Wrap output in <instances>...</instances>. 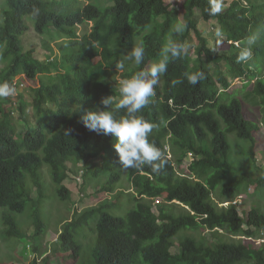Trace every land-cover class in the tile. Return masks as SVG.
Returning <instances> with one entry per match:
<instances>
[{
    "label": "trees",
    "instance_id": "trees-1",
    "mask_svg": "<svg viewBox=\"0 0 264 264\" xmlns=\"http://www.w3.org/2000/svg\"><path fill=\"white\" fill-rule=\"evenodd\" d=\"M95 1L100 0H5L4 10L0 12V84L7 82L15 87L16 79L23 76L25 82L37 85L29 87L35 123L27 122L22 136H18L11 113L5 111L8 98H0V208L4 209V235H23L16 214L24 213L34 199L29 177L44 189L43 170L45 165L49 166L60 198L67 201L72 197L64 185L68 163L73 164L78 174L80 170L85 172L84 163L95 168L92 164L99 159L102 166L94 170V176L107 177L103 191L113 198L106 199L98 208L76 211L74 219L65 224L60 234L53 257L47 255L40 264H51L52 258L61 256V252L78 259L81 245L76 242V235L82 234L92 221L98 231L96 264H264V247L256 248L254 244L256 240H264L260 237L264 235V211L253 209L240 214L238 206L233 204L242 196L239 192L246 180L249 186L264 188V174L255 177L258 167L264 173L256 159V139L263 136V123L247 115L241 98L222 101L223 92L234 79L243 78L245 88L255 82L254 96L264 103V76L261 75L264 15L254 16L256 6L246 5L243 0H234L226 12L215 11L219 0H185L187 30L177 34L172 31L173 13L177 10H171L165 0H113L114 5L106 10L94 5ZM61 7L64 13H60ZM196 12H200L205 22H218L228 40L240 43V47L231 45L223 52L211 48L193 18ZM27 16L36 22L39 37L47 33L45 42L41 38L31 51H26L20 41L28 31ZM160 17H165L163 23L158 21ZM87 23H94L92 31L80 35L79 27ZM151 28L153 32L145 33ZM255 29L262 34L261 39L255 38L250 46L251 58L238 62L241 50L247 47L244 42L255 36ZM191 33L199 42L194 61L186 54ZM56 34L64 38L54 40ZM140 36L145 48L144 61L127 70L123 78L149 70L162 58V50L170 37L185 45L181 56L169 58L167 72L158 78L155 95L138 113L156 125L149 141L164 153V163L156 171L148 165L141 169L122 167L113 147L116 138L86 129L79 113V106L93 111L103 109L101 100L112 96L111 110L117 118L125 114V110L116 108L120 99L119 83L112 77L117 72L115 64L124 60V49L136 45ZM57 41L62 43L59 45L62 56L55 63L45 64L34 57L38 44L47 46L54 55L52 43ZM115 44L120 48L118 52L113 48ZM253 66H258V70ZM186 73H202V77L192 85ZM43 77L46 81L38 82ZM175 80L182 83L174 85ZM26 107V100L21 96L18 109L21 120L26 116ZM228 134L251 143L248 153L254 172H250L256 174L235 164ZM168 144L172 158L168 157ZM189 154L193 158L188 173H181L179 168ZM81 163L83 166L79 167ZM106 171L111 174L110 178ZM126 171L133 189L130 199L135 200V207L126 217H118L104 211L112 206L121 207L116 202L126 193L121 191L119 195L116 191ZM221 187V197L231 204L220 209L213 194ZM36 198L45 199V192L39 191ZM157 198L170 207V213L162 204L157 207L158 213L155 212ZM32 205L35 204L32 202ZM173 208H181L185 213L175 216ZM36 214L35 236L43 234L45 225L41 213ZM184 229L209 230L220 239L218 242L226 240L220 232L227 231L239 240H235L237 243L212 242V245L201 237L200 242L186 240L179 252L173 253V240Z\"/></svg>",
    "mask_w": 264,
    "mask_h": 264
},
{
    "label": "rangeland",
    "instance_id": "rangeland-1",
    "mask_svg": "<svg viewBox=\"0 0 264 264\" xmlns=\"http://www.w3.org/2000/svg\"><path fill=\"white\" fill-rule=\"evenodd\" d=\"M234 2V0H219L218 5L220 7V11L226 12L227 9H229L230 5ZM244 4L250 3L251 6H256V11L253 13L254 16L258 15H264V0H243ZM165 3L170 6V9L172 10L175 8L177 11L173 13V26H175L177 23L181 25H186L185 22V0H165ZM94 5H96L100 9L106 10L108 7H111L114 5L113 0H100L95 1ZM5 7V0H0V12L4 10ZM60 13H64V8L61 7ZM2 16H0L1 20ZM198 29L201 31L203 37L206 38L207 44L215 48L217 51H227L230 49L229 43L226 41L227 35L221 32L220 25L216 21H209L205 22L202 18L200 12H196L194 17ZM160 23H163L165 21V17H160L158 20ZM3 22V20H2ZM25 23L28 27V31L24 34V36L21 37V45L24 47L26 51H31L34 48V45H37V41L45 42L44 40L47 39V36L40 35L38 36L36 32V22L30 17H25ZM1 24V23H0ZM94 23H87L79 27V34L83 35L87 32L92 31ZM187 28L185 27L180 33H185ZM154 31V28H151L150 30L146 31L145 33H151ZM217 33H220L218 36ZM56 34L53 36L54 40H59L60 38H64V36ZM38 36V37H37ZM44 36V37H42ZM262 34L259 30L255 29V38L258 41L261 39ZM59 37V38H58ZM68 43V41L64 42ZM143 44L142 36H140L137 41V44ZM198 40L196 38V35L191 33V36L188 39L187 46H186V54L187 58H189L191 61H194L196 59L195 55V48L198 46ZM62 44L61 42H55L52 43V48L54 50V55H56V60L61 58L62 53L59 50V45ZM245 45H247V42H244ZM253 45V44H252ZM135 46V45H134ZM248 46V45H247ZM38 50L34 53V57L41 61H48L50 54V50L47 48V46L43 44H38L37 46ZM114 50L116 52L119 51V47L115 44L113 46ZM132 48V47H131ZM131 48L124 49L122 55L123 58L130 52ZM50 59V58H49ZM256 59L252 61V64L255 65ZM125 71L129 69L135 68L137 65L134 63V61H127L125 60ZM47 63V62H43ZM54 63V62H51ZM258 67V66H257ZM256 66H253L254 70H258ZM1 69V67H0ZM124 72H118L117 75H113L112 80L114 82H118L122 78V74ZM261 75L264 76V65L262 66ZM42 81H46L45 78L41 79ZM242 80H234L232 83V86L226 95H223L222 101H227L232 98H241L246 105V111L247 115L251 118H255L258 120L262 125L261 135L256 139V159L257 163L263 167L264 169V103L261 98H257L254 96V89H255V82H251L247 88L242 85ZM31 90H29V87L20 88L18 94L20 96H24L26 100L27 107V114L24 117V120H21V116L18 112V109L16 110L15 102L16 96H10L11 99L8 98L7 103L4 104L5 111L9 113L10 111H13L11 114V120L13 125L16 127L18 136H22V132L24 134L26 133V127L27 122L33 123L35 121V118L33 116V109H32V102L33 99L31 97ZM20 98V97H19ZM18 98V99H19ZM254 98L257 100L255 101ZM1 101V99H0ZM228 140L229 143L232 146V157L235 161L236 165H240V168H247L250 171L254 172V166L252 164L250 154L248 153L249 146L251 143L243 141L238 138L235 134H228ZM167 149L169 152H171V147L168 144ZM180 155L183 153L178 151ZM172 156V155H171ZM186 161L184 162V165L179 168V172L181 173H188L187 165L191 162L190 158H186ZM83 164V163H82ZM85 164V184L82 189V192L85 193V196L82 197V194H80L79 189L75 187V176L76 172L74 166L72 163H68V179L65 181L64 185L69 190L72 191V197L70 199L62 200L58 194V186L53 180V176L50 170V167L45 165L43 170V180L42 185L44 186L40 188L36 184L33 183L32 178L29 177V184L32 187L33 191V203L35 205H32V202L28 203V207L24 213L16 214V220L19 224V227L22 231V236H5V225L2 222V215L4 212V209L0 208V264H34V262H38L39 264L42 263V257L46 254L48 255H54V250L56 248V243L58 240L59 232H62L64 229V226L66 223L72 221L74 219V203L76 205V209H79V212H85L89 209L98 208L102 205L103 202H100L105 199H111L113 198L112 194H106L103 191L104 183L107 181L106 176H94V170L99 169V167L102 166V161L99 159L95 160V162L92 164L95 166V168H90L88 166V163ZM258 167V171L256 173L255 177L262 176L264 174ZM108 178H110L111 174L107 172ZM251 184V183H250ZM249 180L245 181V184L243 185L241 191L239 193L242 194L243 199L237 198L235 199V203L238 206V209L240 211V214H243L244 212H249L250 210L256 209L259 211H264V188H258V185L251 184L249 186ZM118 190L116 191L117 194H121V191H124L126 194H124L123 197H119L116 204L121 207H110L107 208L104 212H110L111 214L118 216V217H126L127 213L134 208L135 206V200L130 199L132 195L129 193L131 192L132 186L129 179V173L126 171L123 175L122 181L117 185ZM248 188V189H247ZM45 192V199L39 200L38 194L39 191ZM128 192H127V191ZM221 191L222 187L219 188L214 194H213V200L218 205V207L221 209L223 207H228L230 202L227 199L221 197ZM129 193V194H127ZM81 198V199H80ZM80 199V200H79ZM161 198L155 199L156 201ZM115 201V200H111ZM162 204V202H161ZM154 205H157L156 202ZM163 208L170 213V207L168 205L162 204ZM155 207V212L158 213L157 207ZM40 212L42 216H40L44 221V227H43V234L35 236L36 229L34 227V215H37L36 213ZM172 212L175 214V216H181L185 212L181 208H173ZM39 216V215H38ZM32 218V219H31ZM222 237H227L226 240L218 242L220 239L216 238L212 232L206 229H184L182 230L175 238L174 243L175 247L172 249L173 253H178L181 244L185 242L186 240H195L197 242H200L202 239L201 237H205L206 240L209 242L208 244H214V243H237L239 238L235 239L231 236V234L227 231H221L220 232ZM264 237V235L260 236ZM98 239V231L96 224L92 221L90 223V226H86L83 233L80 235H76V242L81 245V255L78 259L71 258L70 255L66 254V252H61V256L56 255V259L60 262L57 263V260L52 258L51 264H96L95 262V248L96 243ZM229 239H232L234 241H229ZM199 240V241H198ZM235 240L237 242H235ZM258 240L254 241L257 242ZM214 242V243H212ZM206 243V242H203ZM256 248H262L264 247V243L261 242L260 245L255 244ZM53 251V254L51 252ZM46 257V256H45ZM56 260V261H55Z\"/></svg>",
    "mask_w": 264,
    "mask_h": 264
},
{
    "label": "clouds",
    "instance_id": "clouds-1",
    "mask_svg": "<svg viewBox=\"0 0 264 264\" xmlns=\"http://www.w3.org/2000/svg\"><path fill=\"white\" fill-rule=\"evenodd\" d=\"M219 10L220 7L217 4L215 7V11L218 12ZM34 14H38V10H34ZM185 27L186 25H181L177 23L172 31L178 34ZM217 35L219 36L220 33H217ZM226 41L229 43L230 46L235 45L237 47H240V43L238 42H233L232 40H228V39H226ZM254 41H255V36L249 37L247 39L246 42L248 46L244 47L241 50L239 56L237 57L238 62L247 61L251 58L252 53L250 46L254 43ZM184 51H185V45L182 43H177L173 38L170 37L168 39L167 44L164 46L162 50V58L158 62L153 63L149 70L138 71L135 74H133L130 78H123V75L125 74L124 61L125 60L134 61L136 65H140L144 61V56H145V48L142 43L133 46L130 52L125 56L124 60H121L115 64V68L117 70L116 75L118 72H124L122 74V78L117 82L119 83L120 99L118 103H116V108L125 110V114L120 115L119 118H117V114L111 110V105L113 103L112 96L105 97L101 100V104L104 106L103 109L97 108V110L93 111L88 109H81L79 106L80 121L82 122V124L86 129L95 132L98 135H104V136L111 135L112 137L116 138L117 142L113 145V147L118 155L119 163L122 167L126 169L127 168L141 169L143 166L148 165L152 167L153 171H156L164 163V153L149 141V135L152 132L153 128L156 127V125H154L149 121H146L144 117L142 115H138V113H140L141 110L146 105L149 104L150 98L155 95V86L158 83V78L159 76L167 72L169 58L170 57L177 58L181 56L184 53ZM195 55L197 57L196 48H195ZM49 58L48 61H42V62L55 63V61H57L55 59L56 55L51 54ZM185 75L188 82L192 85L197 84L199 79L202 77V73H195V74L186 73ZM24 79L25 77L23 76L18 77L15 82V87L7 82L0 84V98L16 96V100H17V102H15L16 110L19 109L21 104V96L20 94H18L20 88H24L27 86L28 87L37 86L36 84L30 81L25 82ZM41 79L42 78H40L38 82L42 81ZM234 80H238V81L242 80L241 82L242 85L244 86L245 84V80L243 78H238ZM178 83H182V81L181 80L173 81L174 85ZM230 88L226 92H223V95H226V93L229 92ZM9 99H11V97ZM9 113L12 114L13 111H10ZM26 114H27V107H26ZM33 116L35 118L34 109H33ZM34 123L35 121L32 124ZM168 154H169L168 157L172 158L173 156L172 152H169L168 150ZM187 158L188 159L190 158V160L192 161L193 155L189 154ZM156 161H160L161 163L160 164L154 163ZM189 164L187 165V170ZM78 166L82 167L83 164L81 163ZM84 177H85V172L83 170H80L79 173L76 174L74 178L75 187L79 189V192L80 194H82V197L85 196V193L82 192V189L85 184ZM69 191L72 192L70 189ZM129 193H133V190H131V192ZM239 198L243 199L242 196L238 197V199ZM105 200H102L100 202H104ZM155 202L157 205L154 206L156 207L161 205V202L162 204L164 203L163 199L162 200L158 199L157 201L155 200ZM175 203L177 205H182V207L184 208H188L185 205L181 204L180 202L175 201ZM230 204L231 203H229V205ZM73 210L74 213L76 211H79V209H76L75 203ZM60 234L61 232H59V236ZM261 242L264 243V240H258L257 242H255V244L260 245ZM47 255L48 254H46L45 256ZM45 256H43L42 259L45 258Z\"/></svg>",
    "mask_w": 264,
    "mask_h": 264
}]
</instances>
